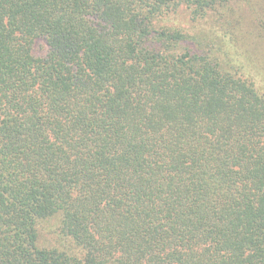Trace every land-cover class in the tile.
I'll return each mask as SVG.
<instances>
[{
  "label": "trees",
  "instance_id": "obj_1",
  "mask_svg": "<svg viewBox=\"0 0 264 264\" xmlns=\"http://www.w3.org/2000/svg\"><path fill=\"white\" fill-rule=\"evenodd\" d=\"M233 1L0 0V264H264V27ZM181 10L233 28L193 51Z\"/></svg>",
  "mask_w": 264,
  "mask_h": 264
},
{
  "label": "rangeland",
  "instance_id": "obj_2",
  "mask_svg": "<svg viewBox=\"0 0 264 264\" xmlns=\"http://www.w3.org/2000/svg\"><path fill=\"white\" fill-rule=\"evenodd\" d=\"M238 4H240L239 9L242 22H249L254 27L260 29L258 24L264 27V0H235L230 3L233 9H237ZM229 6V8L231 9ZM239 12V11H238ZM225 16L228 18L227 14ZM258 20V24L255 20ZM232 22V17H230ZM238 21L234 18V23ZM164 23L168 27L177 28L183 33L188 35L183 45L194 49L193 51L202 52L207 51L212 43L218 44L220 38L222 39L225 34L226 27L231 30L233 26L227 23V21L219 22L217 17L214 15H209L208 17L200 20L194 21L190 18L188 12L181 10L176 14H171L164 20ZM244 26V24H242ZM264 36V28L263 30ZM264 41V40H263ZM208 46V47H207ZM47 51V46L43 39L35 40L32 46V55L35 57H42ZM261 89L264 86L261 85Z\"/></svg>",
  "mask_w": 264,
  "mask_h": 264
}]
</instances>
